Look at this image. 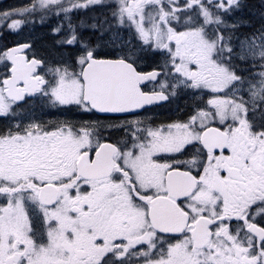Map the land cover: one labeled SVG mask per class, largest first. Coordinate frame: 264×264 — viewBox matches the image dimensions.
I'll list each match as a JSON object with an SVG mask.
<instances>
[{"label": "snow or ice", "instance_id": "snow-or-ice-1", "mask_svg": "<svg viewBox=\"0 0 264 264\" xmlns=\"http://www.w3.org/2000/svg\"><path fill=\"white\" fill-rule=\"evenodd\" d=\"M0 264H264V0L0 9Z\"/></svg>", "mask_w": 264, "mask_h": 264}, {"label": "rangeland", "instance_id": "rangeland-1", "mask_svg": "<svg viewBox=\"0 0 264 264\" xmlns=\"http://www.w3.org/2000/svg\"><path fill=\"white\" fill-rule=\"evenodd\" d=\"M24 2H26V0H0V9L9 5L16 6Z\"/></svg>", "mask_w": 264, "mask_h": 264}, {"label": "flooded vegetation", "instance_id": "flooded-vegetation-1", "mask_svg": "<svg viewBox=\"0 0 264 264\" xmlns=\"http://www.w3.org/2000/svg\"><path fill=\"white\" fill-rule=\"evenodd\" d=\"M15 37L9 35L7 36V39H14ZM157 114L160 115L161 117L167 115V113L163 110V109H157L156 110ZM95 118V117H94ZM85 119H87V117H85Z\"/></svg>", "mask_w": 264, "mask_h": 264}]
</instances>
